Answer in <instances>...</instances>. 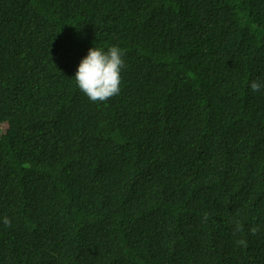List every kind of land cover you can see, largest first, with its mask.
<instances>
[{
  "label": "trees",
  "instance_id": "trees-1",
  "mask_svg": "<svg viewBox=\"0 0 264 264\" xmlns=\"http://www.w3.org/2000/svg\"><path fill=\"white\" fill-rule=\"evenodd\" d=\"M111 46L120 94L92 102L77 68ZM252 81L264 0H0V209L21 226L0 264H264Z\"/></svg>",
  "mask_w": 264,
  "mask_h": 264
},
{
  "label": "clouds",
  "instance_id": "clouds-1",
  "mask_svg": "<svg viewBox=\"0 0 264 264\" xmlns=\"http://www.w3.org/2000/svg\"><path fill=\"white\" fill-rule=\"evenodd\" d=\"M123 57L124 52L118 46L108 47L107 50L97 47L90 48L87 56L81 60L75 74L74 80L79 90L92 102H106L119 95L122 83L121 72L126 66ZM250 88L253 92H258L264 88V82L252 81ZM263 148L264 146L255 148L253 155L261 157L260 152ZM100 180L102 178L98 177V181ZM17 230H21L20 223L11 211L10 205H5L0 209V235H8ZM241 231H243V225L237 221L233 234ZM249 231L250 234L256 235L260 231V227L254 226ZM15 238H20L24 242L21 234L16 235ZM237 244L247 248V241L244 239L237 240ZM14 251L22 252L23 246L17 247ZM32 252L38 260L39 252L35 245L32 247ZM12 260L7 258V263L9 264Z\"/></svg>",
  "mask_w": 264,
  "mask_h": 264
},
{
  "label": "rangeland",
  "instance_id": "rangeland-1",
  "mask_svg": "<svg viewBox=\"0 0 264 264\" xmlns=\"http://www.w3.org/2000/svg\"><path fill=\"white\" fill-rule=\"evenodd\" d=\"M27 256L30 257V258L32 257L31 255H27ZM37 262H38L37 257L34 256V259L30 262V264H36Z\"/></svg>",
  "mask_w": 264,
  "mask_h": 264
}]
</instances>
